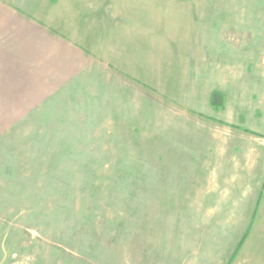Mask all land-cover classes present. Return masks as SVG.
I'll use <instances>...</instances> for the list:
<instances>
[{
	"label": "rangeland",
	"instance_id": "rangeland-1",
	"mask_svg": "<svg viewBox=\"0 0 264 264\" xmlns=\"http://www.w3.org/2000/svg\"><path fill=\"white\" fill-rule=\"evenodd\" d=\"M137 1L0 0V264H264V0Z\"/></svg>",
	"mask_w": 264,
	"mask_h": 264
},
{
	"label": "crops",
	"instance_id": "crops-1",
	"mask_svg": "<svg viewBox=\"0 0 264 264\" xmlns=\"http://www.w3.org/2000/svg\"><path fill=\"white\" fill-rule=\"evenodd\" d=\"M66 0H55L51 5H47L46 0H44V2H46V4L44 3V5L42 6V11L38 10L36 11V14L40 13V15H43L45 13V11L51 7V9H55V8H60V4L65 3ZM124 1L119 2V5L121 6V4ZM137 0H127L126 5H131L130 8L125 7L123 11H121L122 9H117V12L114 11V9H112V4L110 0H85V4H87V7H85L86 10H88V12H85L84 15V21L85 24L87 26L91 25L92 27L100 24L97 23V17H98V13L99 12H103L102 14L106 15H102V19H107L108 20H116L118 18H120L119 13H123L126 12L127 10L131 9V12L134 11V25L131 26L130 30H126L125 34L127 36V38H129L130 40H133V37H137V33L133 32V28H135L134 30H136L137 28V15L135 13H137ZM77 3L81 4V1H77ZM133 7V8H132ZM3 13L4 16L6 17H10L11 23L13 26H16L17 28H15L14 30L17 32L19 31L18 29L21 28H25L26 25H29L32 27V31L31 33H27L28 34V39L29 40H41V38H45L47 40V42L51 45V49L55 50L56 53L59 55V58L61 59H65L68 60L70 58H74V60L76 59H81V58H85V55L82 53V51L78 50V48L75 47V44L77 46V42L78 41H82V42H88V36L86 32H84V34L82 35L83 40H74L73 34L72 33H68L67 30L68 29H63V30H58L62 29L63 26L60 25V21L58 16V9L56 11V14L54 12V10L52 11L51 17L49 15V17L46 18V20H43V22L40 21H36V19L26 13H21L19 14L17 10H15L13 7L9 6V4L7 3L6 6H3L0 4V14ZM109 13V14H108ZM111 15V17L109 16ZM92 16H95L94 18H92ZM113 17V19H111ZM30 19L32 20V22H30ZM136 22V23H135ZM67 27H70V25H67ZM117 29V31H115V34H121L120 36H123L124 32L122 31L123 29H126L125 27H123V25L119 24L117 21H114V23H110V25L108 26V21H102V30L105 31V33L107 32L106 30H110V29ZM15 33H4L2 35V40H17L19 37H15V35H17ZM10 35V36H7ZM67 36V38L61 37V36ZM108 34L102 33V36L104 39L102 40H106ZM14 36V37H11ZM18 36H20V33H18ZM114 36V33L111 34V31L109 33V36ZM109 40L111 39L108 38ZM107 39V40H108ZM20 40V39H19ZM66 40H70V41H66ZM42 41V40H41ZM92 47V44L88 45V49L89 50H93L89 47ZM95 50V49H94ZM101 50V48H100ZM114 52V51H113ZM54 54V53H53ZM106 55V59L108 61L109 57L107 53H105ZM104 62L103 64V69L105 70H110L109 68V63L108 62ZM110 62V61H109ZM73 72V71H72ZM240 134L243 138L242 139H246V140H250V137H252L248 132L247 133H238ZM231 135V134H230ZM230 135H228V137L226 139H228L229 137H231ZM238 135H235L234 137H237ZM218 138V137H217ZM257 141V140H256ZM252 148V145H250ZM220 150V149H219Z\"/></svg>",
	"mask_w": 264,
	"mask_h": 264
}]
</instances>
